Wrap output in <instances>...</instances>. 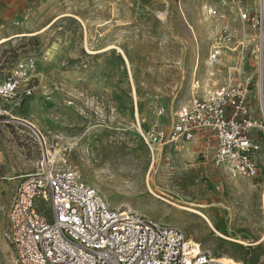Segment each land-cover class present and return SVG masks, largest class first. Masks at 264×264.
I'll use <instances>...</instances> for the list:
<instances>
[{
	"label": "rangeland",
	"instance_id": "1",
	"mask_svg": "<svg viewBox=\"0 0 264 264\" xmlns=\"http://www.w3.org/2000/svg\"><path fill=\"white\" fill-rule=\"evenodd\" d=\"M15 6L10 39L0 44V83L17 69L33 71L31 95L0 117V264H16L2 236L14 192L47 152L111 208L175 226L232 264H264V129L252 133L260 146L254 179L207 163L204 139L157 147L152 158L141 137L152 130L165 135L177 109L218 85L231 65L229 51L216 66L208 60L214 29L206 9L218 0H16ZM246 33V71L253 72L257 41ZM261 86V97L254 92L250 99L259 120L264 76ZM183 207L200 211L217 232Z\"/></svg>",
	"mask_w": 264,
	"mask_h": 264
},
{
	"label": "built area",
	"instance_id": "2",
	"mask_svg": "<svg viewBox=\"0 0 264 264\" xmlns=\"http://www.w3.org/2000/svg\"><path fill=\"white\" fill-rule=\"evenodd\" d=\"M206 15L214 29L209 63L216 66L229 51L231 65L218 85L177 109L165 135L152 130L141 137L153 158L158 149H175L202 135L207 163L254 179L260 146L252 133L264 129V118L253 116L250 99L254 92L262 95L264 0H218ZM246 32L257 41L250 52L257 67L253 72L246 71ZM32 71L17 69L0 83V117L10 116L7 105L19 106L31 95ZM198 90L196 84L193 91ZM54 160L41 155L34 171L22 177L7 210L2 236L16 264H225L175 226L111 208L76 171Z\"/></svg>",
	"mask_w": 264,
	"mask_h": 264
},
{
	"label": "crops",
	"instance_id": "3",
	"mask_svg": "<svg viewBox=\"0 0 264 264\" xmlns=\"http://www.w3.org/2000/svg\"><path fill=\"white\" fill-rule=\"evenodd\" d=\"M16 0H0V40L7 39L5 43L9 41V27L12 25L13 21L16 17V6H15ZM5 36L4 38H1ZM12 38V37H11ZM3 43V44H5ZM203 136L199 135L196 140L201 139ZM203 142V141H202ZM191 142L190 144H192ZM200 142L194 141V145L197 146V144Z\"/></svg>",
	"mask_w": 264,
	"mask_h": 264
},
{
	"label": "bare ground",
	"instance_id": "4",
	"mask_svg": "<svg viewBox=\"0 0 264 264\" xmlns=\"http://www.w3.org/2000/svg\"><path fill=\"white\" fill-rule=\"evenodd\" d=\"M6 40L4 39V40H0V44H2V43H4ZM137 117V116H136ZM52 152V151H51ZM48 153V152H47ZM53 153V152H52ZM51 156V155H50ZM124 206H117L116 208H114V209H122ZM183 210H186V211H189V212H191V213H193V214H196L197 216H199L201 219H203L210 227H211V229L216 233L217 231L212 227V224H211V222L209 221V219L204 215V214H202L200 211H198V210H194V209H191V208H185V207H183L182 208ZM130 210V209H129ZM128 210V211H129ZM131 211V210H130ZM135 213H137V212H135ZM138 214V213H137ZM217 235H219V236H221L219 233H217ZM222 237V236H221ZM223 260V262L225 263V264H232V263H230L228 260H225V259H222Z\"/></svg>",
	"mask_w": 264,
	"mask_h": 264
}]
</instances>
